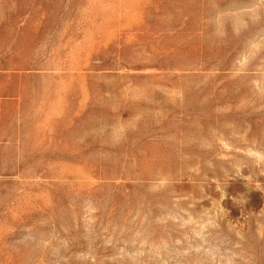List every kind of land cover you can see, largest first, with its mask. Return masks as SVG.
Returning <instances> with one entry per match:
<instances>
[{"label": "rangeland", "instance_id": "374dc122", "mask_svg": "<svg viewBox=\"0 0 264 264\" xmlns=\"http://www.w3.org/2000/svg\"><path fill=\"white\" fill-rule=\"evenodd\" d=\"M0 264H264V0H0Z\"/></svg>", "mask_w": 264, "mask_h": 264}]
</instances>
